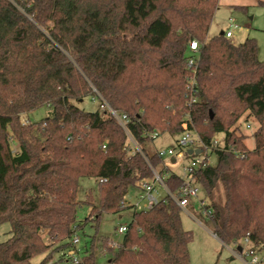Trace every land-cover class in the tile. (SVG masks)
Wrapping results in <instances>:
<instances>
[{
	"label": "trees",
	"instance_id": "obj_1",
	"mask_svg": "<svg viewBox=\"0 0 264 264\" xmlns=\"http://www.w3.org/2000/svg\"><path fill=\"white\" fill-rule=\"evenodd\" d=\"M217 6L0 0V224L11 226L0 264H32L39 255L48 264L54 253L62 261L81 227L80 180L98 184L86 218L96 228L102 214L124 211V197L152 177L151 168L162 172L149 135L180 134L184 123L204 146L223 135V148L213 149L216 164L193 174L208 200L201 205L207 226L223 245L241 247L247 238L250 250L264 254V62L254 39L208 37ZM192 41L199 48L189 69ZM85 97L104 108L91 113L73 105ZM43 107L52 110L49 117L22 120ZM107 108L126 117L125 128ZM243 117L257 123L253 148L238 126ZM129 138L140 152L129 154ZM181 182L170 175L166 186L176 193ZM180 211L168 197L150 211H133L109 263L190 264L192 236ZM78 264H95L93 244Z\"/></svg>",
	"mask_w": 264,
	"mask_h": 264
},
{
	"label": "rangeland",
	"instance_id": "obj_2",
	"mask_svg": "<svg viewBox=\"0 0 264 264\" xmlns=\"http://www.w3.org/2000/svg\"><path fill=\"white\" fill-rule=\"evenodd\" d=\"M264 0H218V6L214 18L210 25L208 37L218 35L220 32L229 30L230 24L238 25L242 30L233 31L234 37L230 41L234 44L243 43L246 38L254 39L258 47V59L264 62V7L258 5ZM189 54V53H188ZM188 56V55H187ZM100 101L97 98L85 97L81 101H73V105L85 112H96L100 109ZM51 109L47 107L40 108L28 115L22 117L26 123H38L51 115ZM250 128L247 129L246 126ZM240 131L247 136L245 144L248 148H253V140L250 137L257 127L253 120L245 121L244 117L238 123ZM180 138V134L169 135L159 133L153 141L154 150H166L172 148L175 142ZM219 145L223 142V135L215 137ZM13 150L17 148L16 143H12ZM196 148V147H194ZM211 166L216 164V156L212 154L209 158ZM175 173L183 176L181 168H175ZM97 182L94 179H81L77 194L79 207L77 209V224L81 227L76 234L79 238L78 258H82L93 244L95 264H110L109 251L112 250L109 243L113 242L120 245L123 235L118 233V228L126 226L131 221L133 211L126 209L118 215L102 214L98 226L95 228L93 222H86L90 211L97 205ZM139 191L136 188L130 189L126 195V200L132 203L136 200ZM163 195V193H162ZM202 202V203H200ZM208 200L204 193L199 189L198 198L190 199L186 212L180 211V220L185 231L192 236L188 245L190 264H246L247 257H239L236 246L223 245L219 240L213 237L212 231L204 220L202 206H206ZM198 213L202 215L200 218ZM11 226L9 223L0 224V243L5 242L11 236ZM95 236V237H94ZM94 237V242L93 241ZM235 253V254H234ZM44 255H39L31 260L32 264H40ZM60 253H54L51 263L71 264L70 262L60 261Z\"/></svg>",
	"mask_w": 264,
	"mask_h": 264
},
{
	"label": "built area",
	"instance_id": "obj_3",
	"mask_svg": "<svg viewBox=\"0 0 264 264\" xmlns=\"http://www.w3.org/2000/svg\"><path fill=\"white\" fill-rule=\"evenodd\" d=\"M230 27L231 29L229 28V30L223 32L224 37L228 40L234 37L233 31L242 30L234 23L230 24ZM198 48L199 46L196 41L190 42L188 49L189 54L186 59L187 67L189 69L195 68L197 64ZM187 90L190 94V103H194L195 98L193 97V79L189 82ZM103 108L104 106L100 105V109L102 110ZM107 110L109 111L110 115L118 122V124L122 128H125L127 122L126 117L124 115H118L109 108H107ZM246 128L249 129L250 126L247 125ZM158 134V132H153L149 135V138L154 141L158 137ZM129 144L131 145L129 154L134 155L136 152H140L137 145L131 138H129ZM217 147L223 148V145H219L216 139L212 141L211 146H204L196 134L190 131L188 124L184 123L182 125L180 138L175 142V145L172 148H167L166 150H156L158 157L163 161L162 172L151 168L152 177L148 181L140 182L136 188L139 191L136 200L132 203L131 200H126L125 196L121 202V207L124 210L131 209L134 212H147L155 207L164 198L168 197L180 210L186 212V207L189 205L190 199L198 198L199 194V186L193 179V174L197 170L210 165L209 158L213 154V149H216ZM189 150H192L190 155L187 154V151ZM196 150H200L201 152L199 154H195ZM178 167L181 168V172L183 174L182 177L177 175L174 171V169ZM170 175H176L182 180L181 185L176 193H171L166 186V181ZM126 230V226H121L117 231L119 234L124 235ZM78 244L79 238L75 233L70 239V248L64 254L65 262H70L71 264H78L80 262L81 258H78L77 256ZM241 244L243 247L242 252L239 253L237 251L236 254L234 253L235 255L239 257H247L248 261H246V264H264V254H257L250 250L247 247L249 245L247 238L243 239ZM109 245L112 249L118 247V245L113 242H110ZM48 264L52 263L48 262Z\"/></svg>",
	"mask_w": 264,
	"mask_h": 264
},
{
	"label": "water",
	"instance_id": "obj_4",
	"mask_svg": "<svg viewBox=\"0 0 264 264\" xmlns=\"http://www.w3.org/2000/svg\"><path fill=\"white\" fill-rule=\"evenodd\" d=\"M220 35L222 36L223 35V32H220ZM201 151L200 150H196L195 151V154H199ZM192 153V150H189V151H187V154L188 155H190ZM173 161V160H172ZM237 251L239 252V253H241L242 252V248L241 247H237Z\"/></svg>",
	"mask_w": 264,
	"mask_h": 264
},
{
	"label": "crops",
	"instance_id": "obj_5",
	"mask_svg": "<svg viewBox=\"0 0 264 264\" xmlns=\"http://www.w3.org/2000/svg\"><path fill=\"white\" fill-rule=\"evenodd\" d=\"M213 237H215L216 238V236L215 235H213ZM217 239V238H216ZM218 240V239H217ZM231 247H233V246H231ZM241 248H242V250H243V247H242V244H241ZM233 250H234V247H233Z\"/></svg>",
	"mask_w": 264,
	"mask_h": 264
}]
</instances>
